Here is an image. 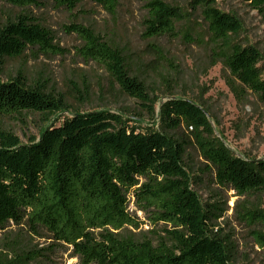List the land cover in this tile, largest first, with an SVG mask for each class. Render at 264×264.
<instances>
[{
  "label": "trees",
  "instance_id": "trees-1",
  "mask_svg": "<svg viewBox=\"0 0 264 264\" xmlns=\"http://www.w3.org/2000/svg\"><path fill=\"white\" fill-rule=\"evenodd\" d=\"M0 1L23 8L44 5L43 0ZM52 1L71 13L85 0ZM89 1L116 16L119 0ZM139 1L144 38L177 37L176 23L184 17L181 7L163 0ZM248 3L264 14V0ZM190 8L207 20L214 45H222L210 56L227 68L231 92L240 102L253 95L264 108L260 53L230 39L240 31L239 21L214 7L212 0H192ZM61 30L80 41L76 57L99 66L120 92L136 100L138 110H74L29 144L0 128V231L10 224L36 234L43 229L57 245L70 248L80 264H230L232 243L214 230L222 209L201 204L185 156L189 147L196 149L205 163L202 173L209 172L218 186L245 198L263 191L264 160L234 156L211 139L207 112L191 100H165L160 110L164 128L139 131L129 117L143 111L154 118L155 99L133 72L126 51L77 21L62 24ZM28 52L36 58L67 50L56 42L54 31L25 11L0 18V117L33 113L48 121L71 109L62 93L45 82L30 83L22 70L4 73L7 60ZM130 206L143 213L151 231L140 229L145 222ZM235 206L247 226L264 220L252 203ZM254 240L264 248V233L255 232ZM32 253L18 259L35 257ZM4 262L0 264H10Z\"/></svg>",
  "mask_w": 264,
  "mask_h": 264
},
{
  "label": "rangeland",
  "instance_id": "rangeland-1",
  "mask_svg": "<svg viewBox=\"0 0 264 264\" xmlns=\"http://www.w3.org/2000/svg\"><path fill=\"white\" fill-rule=\"evenodd\" d=\"M43 1L44 5L38 3L40 7L30 5L24 8L0 1V18L27 12L54 31L56 42L67 52L54 56L39 54L36 58L28 52L21 58L7 60L4 73L5 76L15 75L22 70L30 83H47L49 89L62 93L72 107L48 121L33 113L0 117V128L17 136L21 144L38 140L46 126L62 123L74 110H138L136 100L120 92L99 66L92 62L84 63L76 57L75 48L80 41L74 34L64 33L61 25L77 21L92 26L117 42L126 51L133 72L148 86L150 96L155 99L154 118H149L143 111L129 117L139 131L164 128L160 110L165 100H191L201 104L200 107L207 112L212 128L211 139L222 144L234 156L264 160V108L253 95L240 102L231 92L226 84L227 68L222 61H215L210 56V51L215 52L222 45H214L209 24L199 10L190 12L192 0H163L181 7L184 17L176 23L177 37L155 39L142 36L144 10L139 0H119L114 18L89 0L71 13L56 8L52 0ZM212 1L214 7L234 16L240 23V31L230 36L231 41L257 49L261 56L259 64L264 68V14L252 8L248 0ZM186 37H191L192 41L185 40ZM183 131L186 132L185 129ZM185 163L192 178L191 187L201 204L204 207L216 204L222 209L214 230L226 242L232 243L230 264H264V248L254 240L255 232L264 233V220L247 226L238 218L235 206L238 202L252 203L264 216V189L258 195L245 198L237 196L231 189L218 186L209 172L202 173L205 163L193 147L188 148ZM130 212L145 222L141 230H152L143 213L133 206H130ZM25 252H35L36 256L19 260ZM4 261L10 264H80L72 250L57 245L47 231L41 229L36 234L27 226L13 224L0 231V263Z\"/></svg>",
  "mask_w": 264,
  "mask_h": 264
}]
</instances>
